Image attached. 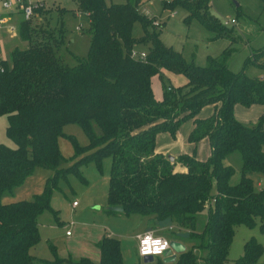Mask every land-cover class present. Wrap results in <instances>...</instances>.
<instances>
[{"label": "trees", "instance_id": "16d2710c", "mask_svg": "<svg viewBox=\"0 0 264 264\" xmlns=\"http://www.w3.org/2000/svg\"><path fill=\"white\" fill-rule=\"evenodd\" d=\"M77 1L80 12L89 18L87 58L71 53L77 63H66L59 54L65 35L35 30L33 17L25 18L29 3L24 0L18 32L30 46L16 47L9 59H0V114L6 115L7 134L17 145L0 143V264H95L88 257L39 259L31 249L41 240L40 216L48 210L56 213L51 195L58 181L71 173L86 180L80 164L94 161L101 169L106 156L112 158L106 212L141 215L153 228L168 221L179 232H189L188 238L178 239L184 243L190 239L192 245L171 262L155 257L149 263H127L120 239L106 234L99 242V264H198L199 250L206 252V264H258L264 246L255 238L245 242L242 256L232 262L229 252L239 225L255 227L259 220L264 233V188H258L252 177L264 174V117L250 126L234 114L236 104L264 105V77L234 72L228 64L231 46L216 57L209 56L205 66L189 61L183 52L165 45L159 31H150L154 24L141 11L142 0ZM179 4L189 11L188 23L198 18L215 39L234 40L231 30L210 14V0L163 1L164 9ZM137 21L145 31L141 39L133 35ZM140 43L149 45L145 59L131 55ZM249 62L264 67V48L254 52ZM164 70L185 75L187 83L167 85ZM157 75L164 84L162 99L154 91ZM209 104L216 106L215 113L196 118ZM188 119L195 122L189 140L198 143L209 138L210 157L203 161L185 154L172 161L158 153V134L176 137ZM67 124L80 125L89 144L82 146L69 135L75 155L84 156L62 167L65 158L59 139ZM234 152L242 157L236 184L232 183L235 167L225 163ZM178 163L186 170H176ZM37 167L54 172L44 192L32 200L4 203L2 197L21 186ZM112 206H122L123 211L111 210ZM207 207L206 223L198 231V214Z\"/></svg>", "mask_w": 264, "mask_h": 264}, {"label": "rangeland", "instance_id": "374dc122", "mask_svg": "<svg viewBox=\"0 0 264 264\" xmlns=\"http://www.w3.org/2000/svg\"><path fill=\"white\" fill-rule=\"evenodd\" d=\"M37 1V0H33ZM44 2L43 11L35 14L32 27L42 32L54 31L55 35H65L64 45L59 49V54L64 55V61L70 65L77 63L76 58L71 55L76 54L82 58H87L90 47L91 33L89 30V18L79 10L77 0H41ZM107 3L124 2L125 0H106ZM163 1L173 0H142L140 9L148 18L159 21L160 26H150V31L154 28L160 32V37L165 45L183 52L185 57L197 65L208 64L209 56H218L229 46L232 52L228 57V64L234 72L244 71L250 77H264V67L254 62L247 63L252 58L254 52L264 48V0H210V14L223 26L231 30L234 40L228 37L215 39V33L208 28L200 19L194 18L189 23L186 18L189 11L183 5H177L173 9H164ZM174 14V15H173ZM173 15V16H172ZM19 20L16 21L17 29L14 33L7 32L9 24L0 23V55L10 58L12 48L25 49L30 46L28 41L21 39L18 32ZM235 18L236 24H226L227 20ZM6 26V27H5ZM81 26V29H78ZM64 30V32H61ZM145 34L143 24L137 21L133 28V35L141 39ZM44 35L41 33L40 36ZM137 51L148 50L149 45L140 43L136 46ZM70 54V55H69ZM2 59V58H0ZM163 79L167 85L181 87L187 83V78L183 74H176L170 71H163ZM154 91L158 99H162L164 84L159 75L154 77ZM214 104L206 105L196 116L198 119H207L215 113ZM234 114L238 121L246 125L258 124L261 117H264V105L255 104L250 107L236 104ZM8 120L6 115L0 114V143L15 148L16 143L7 134ZM195 127L193 119H188L180 126L177 136L173 137L169 132H161L157 136L158 150L165 152L169 156L193 155L199 160H207L211 155V143L209 138H204L198 143H192L189 135ZM64 136L59 139L60 149L65 158L62 167H69L78 161L83 154L76 156L75 148L69 135H73L82 146L89 144V138L83 128L78 124H67L64 127ZM173 160V161H174ZM226 164L235 167L236 173L232 178V183L236 184L241 178L242 157L239 152L230 154L225 159ZM112 158L106 156L102 160L101 169L94 161L80 164V172L86 178L84 180L76 173H71L67 178L58 181V188L51 195V206L56 212L45 211L40 216V232L42 240L38 244L39 255L43 259H56L75 257L83 249L94 253V245H88L89 230L97 225L107 227L109 234L129 241L125 234L130 229L140 230L145 225L143 216L138 214L109 215L106 212L108 206L107 192L109 187ZM176 170L184 168L181 164H176ZM185 169V168H184ZM53 171L37 167L36 170L27 177L25 182L12 193H6L2 197L4 203H11L20 200H32L36 195H40L45 190L47 179L53 175ZM258 188L259 179H263L264 174H252ZM217 193L216 184L212 189V194ZM74 202L80 204L73 206ZM209 208L207 207L198 214L197 230L201 231L207 220ZM56 218H58L56 220ZM59 220V221H58ZM66 231H70L72 236H67ZM177 231V232H176ZM124 232H126L124 234ZM144 232H153L157 235L166 236L170 240L178 239V229L168 221L156 225V228L145 225ZM143 232V233H144ZM121 233V234H120ZM120 235V236H119ZM122 235V236H121ZM122 237V238H121ZM251 238L257 239L264 246V233L260 230V222L255 227L239 225L229 252V260L238 259L242 256L245 242ZM55 246L56 252L51 250L49 242ZM188 247L192 245V240L186 239ZM124 260L127 263L143 262L144 258L139 256L137 248L131 242L125 245ZM88 253V252H87ZM47 255V256H46ZM72 255V256H70ZM198 264H206L205 251H198ZM50 257V258H48ZM164 258L163 255L159 256ZM95 262V261H94ZM100 258L96 264H99ZM258 264H264V253Z\"/></svg>", "mask_w": 264, "mask_h": 264}, {"label": "crops", "instance_id": "0c3cea01", "mask_svg": "<svg viewBox=\"0 0 264 264\" xmlns=\"http://www.w3.org/2000/svg\"><path fill=\"white\" fill-rule=\"evenodd\" d=\"M33 1V0H32ZM21 9L20 8H18V7H16L15 9H12V10H9V9H7V8H5L4 7V5H3V3H2V1H0V23L1 24H9V23H12V21H14V23H12V24H9L8 25V27H6V29H7V32H10V33H14L15 31H16V29H17V26L15 25L16 24V21L17 20H19V17L21 16ZM37 12H35L33 15H32V17L34 18V16H35V14H36ZM12 27H14V30H12L11 28ZM13 49H15V48H12L11 50H10V53L13 51ZM141 51H146V50H141ZM0 58H4L3 56H1L0 55ZM7 59V58H6ZM157 152L158 153H161V154H164V155H168V154H166L165 152H163V151H159L158 150V146H157ZM177 158V157H176ZM185 168V167H184ZM184 168H182V169H180L179 171H185L186 169H184ZM258 185L260 186V187H262L263 185H264V181H263V179L261 178V179H259V181H258ZM17 188H19V187H17ZM16 188V189H17ZM109 188V187H108ZM107 194H108V192H107ZM80 206V204H78V206L77 207H79ZM77 207H75V208H77ZM146 225V224H145ZM145 225H144V227H142L140 230H136L135 228H132V229H130L129 230V232L127 233V234H125L126 232H124V234L127 236V238L128 239H130L129 241H127L126 239H125V241H124V239H120V241H121V246H122V252H123V256H124V249H126V247L124 246V243H125V245L126 246H128L131 242H133L134 243V245H135V247L137 248V252H138V235L139 234H141V233H143L144 231H145ZM40 226H41V224H40ZM39 226V227H40ZM146 226H148V225H146ZM107 229V227H103L102 225H97V226H95L94 228H93V230H89V234H90V236L88 237L87 236V238H88V245H94L93 247H94V250H93V254L92 253H90L88 250H86V249H83L81 252H79L78 253V255L77 256H75V257H71L73 260H79V259H81V258H83V257H88L89 259H91L93 262L95 261V262H98V260H99V258L101 257L100 256V248H99V242H100V240L106 235V234H109L108 233V231L106 230ZM41 233V232H40ZM121 234V233H120ZM66 235L67 236H72L73 234L71 233V234H67V231H66ZM111 235V234H110ZM120 236V235H119ZM122 236V235H121ZM122 238V237H121ZM41 240H42V238H41ZM40 240V241H41ZM49 242V245H50V247H51V250L55 253L56 252V247L55 246H53V244H51L50 243V241H48ZM40 243V242H39ZM38 243V244H39ZM38 244H36L34 247H32V249H31V253H32V255H34L36 258H39V259H43L42 257H40L41 255L42 256H44L43 254H41V255H39V251H40V249L38 248ZM88 252V253H87ZM47 256V255H46ZM70 256H72V255H70ZM48 258H50V257H48ZM66 258H70V257H66ZM49 260H51V259H49ZM94 262V263H95ZM96 264V263H95Z\"/></svg>", "mask_w": 264, "mask_h": 264}, {"label": "built area", "instance_id": "2783aa9c", "mask_svg": "<svg viewBox=\"0 0 264 264\" xmlns=\"http://www.w3.org/2000/svg\"><path fill=\"white\" fill-rule=\"evenodd\" d=\"M0 1H2L5 8L12 10V9H15L16 7L20 8V5L23 3L24 0H0ZM27 1L29 4L24 8V12H25V18L30 19L32 17V15L35 13V9H37L38 7L44 6V2L41 0H37L36 2L32 1V0H27ZM145 12H146V14H149L148 10ZM236 23H237V20L235 18L226 21L227 25L236 24ZM153 24L156 27L160 26L159 21H156V22L154 21ZM11 29L14 30V27H12ZM78 29H81V26H78ZM131 55L133 57H140V58L145 59L147 56V53L145 51L140 52V51H137V49H133ZM0 70H3V68L1 66H0ZM73 206L74 207L78 206V202H74ZM67 234L68 235L71 234L70 231H67ZM148 237H151V240L149 241L148 244H144L143 241ZM156 239H160L161 241H167L168 247L164 250V252H162L158 255H153V254H148V255H151L154 258L159 257L161 255L165 256V252L171 248V244H170L171 240L169 238H167L166 236L157 235L153 232H144V233H141L138 235V254H139V256H141L143 258L145 256H147V255L142 254V248L151 246V242L153 240H156Z\"/></svg>", "mask_w": 264, "mask_h": 264}, {"label": "water", "instance_id": "95a60500", "mask_svg": "<svg viewBox=\"0 0 264 264\" xmlns=\"http://www.w3.org/2000/svg\"><path fill=\"white\" fill-rule=\"evenodd\" d=\"M169 157L172 161L174 160V156H169ZM110 209L114 211H119V212L123 211L122 206H112L110 207ZM189 235H190L189 232H179L178 233V236L181 238H188ZM170 244H171V248L165 252V256H164V261L166 262L174 261L177 258L178 254L186 251L187 249V245L184 242L179 241V240L172 239L170 241ZM153 260H154V257L151 255H147L144 257V263H149Z\"/></svg>", "mask_w": 264, "mask_h": 264}, {"label": "clouds", "instance_id": "9594fccd", "mask_svg": "<svg viewBox=\"0 0 264 264\" xmlns=\"http://www.w3.org/2000/svg\"><path fill=\"white\" fill-rule=\"evenodd\" d=\"M150 240H151V237H148L143 241V243L148 244ZM167 247H168L167 241H161L160 239H156L151 242V246L142 248V254L143 255H148V254L158 255L164 252V250Z\"/></svg>", "mask_w": 264, "mask_h": 264}]
</instances>
